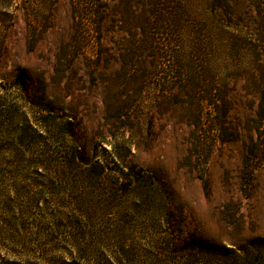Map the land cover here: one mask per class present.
Wrapping results in <instances>:
<instances>
[{
  "label": "rangeland",
  "instance_id": "374dc122",
  "mask_svg": "<svg viewBox=\"0 0 264 264\" xmlns=\"http://www.w3.org/2000/svg\"><path fill=\"white\" fill-rule=\"evenodd\" d=\"M254 10L250 0H0V71L6 78L21 67L31 99L45 91L76 129L55 151L112 166L105 150L131 151L138 178L95 184L83 169L87 192L95 185L105 206L126 212L145 198H174L218 235L221 207L232 203L243 235L264 236V60L250 51ZM8 79L0 90L21 103ZM8 148L0 141V152Z\"/></svg>",
  "mask_w": 264,
  "mask_h": 264
},
{
  "label": "trees",
  "instance_id": "16d2710c",
  "mask_svg": "<svg viewBox=\"0 0 264 264\" xmlns=\"http://www.w3.org/2000/svg\"><path fill=\"white\" fill-rule=\"evenodd\" d=\"M250 2V51L264 60V0ZM11 76L10 90L24 98L10 102L0 90V141L9 147L0 152V264H264V236L243 235L247 223L232 203L221 207L218 235L207 234L193 207L174 198H145L126 212L105 206L95 185L87 192L83 169L95 184L108 175L138 178L134 155L105 150L112 166L84 152L55 151L76 129L63 125L45 91L31 99L21 67L6 78L0 71V84ZM257 117L264 122V101Z\"/></svg>",
  "mask_w": 264,
  "mask_h": 264
}]
</instances>
